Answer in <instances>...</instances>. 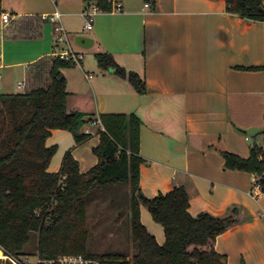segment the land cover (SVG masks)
I'll use <instances>...</instances> for the list:
<instances>
[{
	"label": "crops",
	"instance_id": "1",
	"mask_svg": "<svg viewBox=\"0 0 264 264\" xmlns=\"http://www.w3.org/2000/svg\"><path fill=\"white\" fill-rule=\"evenodd\" d=\"M116 1L122 5L120 12H98L92 29L86 30L82 0H22L18 12L10 0H0L1 14H9L13 24L22 20L19 28L30 19L33 28L38 23L39 33L28 40L4 39L0 71L23 66L31 88L32 70L39 61L60 58L67 50L82 56L78 66L86 92L78 99L79 94L66 88V109L84 115L80 132L90 138L76 145L70 132L51 130L44 145L55 146L56 152L47 172L58 173L70 153L79 172L87 173L98 162L92 150L99 145L101 132L92 122L103 114H135L141 121L142 195L152 199L182 186L193 217L202 212L226 217L235 210L237 223L216 237L214 250L226 264H264V194L260 190L256 197L250 194L257 176L225 169L221 155L247 158L253 146L264 150V69H256L264 67V21L226 12L225 0H155L147 7L143 0ZM55 9L68 38L57 46L54 23L41 24V16ZM75 36L92 39L91 46H78ZM97 53L109 54L118 67L136 73L144 80L146 93H136L113 69H100ZM19 84L26 86L24 81ZM125 209L128 220L127 204ZM139 211L141 224L163 245L162 226L144 206Z\"/></svg>",
	"mask_w": 264,
	"mask_h": 264
},
{
	"label": "trees",
	"instance_id": "2",
	"mask_svg": "<svg viewBox=\"0 0 264 264\" xmlns=\"http://www.w3.org/2000/svg\"><path fill=\"white\" fill-rule=\"evenodd\" d=\"M143 1L149 6L155 3V0ZM82 2L85 7L93 3L100 13L111 12L110 0ZM225 4L226 12L241 19L264 21V0H225ZM25 20L27 23L21 24V36H38L39 19H33L37 23L34 28L32 20ZM95 59L100 69H113L118 77L127 79L136 93H146L144 80L118 67L109 54L97 53ZM46 62H50L49 85L33 86L21 93L0 94V246L4 254L15 258L24 256L30 235L36 234V255L41 260L81 255L98 264H226V258L214 250L213 244L217 236L237 223L235 210L226 217H214L205 212L193 217L188 213V195L182 186H175L169 193L152 199L140 192L139 168L144 160L139 156L141 121L135 114L99 115L104 131L98 133L99 145L92 150L98 162L87 173L79 172L70 153L64 156L58 173L47 172L56 152L55 146L46 148L44 145L51 130L70 132L76 145L88 140L90 134L80 132L84 115L66 109L68 93L61 71L75 63L55 57L37 64ZM35 77L36 74L34 80ZM221 155L225 169L259 177L260 191L264 194L263 149L253 146L247 158L228 152ZM121 185L129 189L128 221L135 253L131 259L119 253H90L87 196ZM140 206L162 226L163 245H158L141 224Z\"/></svg>",
	"mask_w": 264,
	"mask_h": 264
},
{
	"label": "rangeland",
	"instance_id": "3",
	"mask_svg": "<svg viewBox=\"0 0 264 264\" xmlns=\"http://www.w3.org/2000/svg\"><path fill=\"white\" fill-rule=\"evenodd\" d=\"M10 2L13 6H16V9H14L15 12L22 11V0H10ZM20 21L22 20L18 19L15 22L16 24H13L11 19V22L4 29H2L0 21V44L4 39L28 40L33 38L21 36L19 30ZM41 22V24H47L46 21ZM83 53L84 52H82V54ZM89 57L88 54L85 55L86 63ZM46 63H40L33 67L34 69L32 70V73L36 74L35 80L33 79V86L43 85L46 87L49 85L50 82L47 72L50 62ZM78 65L79 63H75L73 67L65 68L62 72L68 75L66 80L68 83L66 87L67 90H72L75 94H79L78 99H82V95L86 92L85 85H87V82L85 81ZM24 70L25 68L23 66L1 70L0 73H2V79L0 80V93L14 94L29 90V84H27V71ZM19 81H24L26 83V86L23 89L17 87ZM128 190V186L121 185L102 193L101 191L103 190H98L87 196V229L89 233L87 248L90 253H119L128 256L130 259L135 253V246L130 238L129 221L125 214V206L128 201ZM96 198H99L100 200ZM120 220V225L118 228H115L116 221L118 223ZM112 232H114V236L109 237V234ZM36 247V234H31L30 241L24 249V256L29 258L31 264L35 262ZM24 256H22V258ZM0 264H7V262L3 259L0 260Z\"/></svg>",
	"mask_w": 264,
	"mask_h": 264
},
{
	"label": "built area",
	"instance_id": "4",
	"mask_svg": "<svg viewBox=\"0 0 264 264\" xmlns=\"http://www.w3.org/2000/svg\"><path fill=\"white\" fill-rule=\"evenodd\" d=\"M52 2H55V0H51ZM111 3V12H120L122 9V5L119 1L116 0H110ZM146 7L148 4L145 5ZM98 8L93 4L89 3L81 12V18L84 21V28L86 30H91L93 26V21L95 15L98 13ZM42 21H49L54 23V45H61L68 42V38L66 36V33L63 29V27L60 24V13L57 9H55L52 13L42 15L41 16ZM0 21L2 24V29H4L10 22L11 17L7 13H3L0 15ZM1 57V56H0ZM60 58L64 60H71L74 63H79L82 59L81 55H75L72 51L67 50L60 53ZM18 88H24L22 84L18 85ZM93 125H99L100 131H104L103 127L101 126L99 120L93 121ZM259 177H257L256 181H254V184L252 185V189L250 191V194L252 197H256L257 192L260 190V185L258 182ZM61 181H59L58 186L61 188ZM54 196H52L51 204L54 202ZM39 211L37 212V216H39ZM6 262L7 264H31L29 261V258L24 256L15 258L6 256ZM33 264H98L97 262L86 259L81 255H61L56 257L55 259L51 260H41L38 255L35 256V262Z\"/></svg>",
	"mask_w": 264,
	"mask_h": 264
},
{
	"label": "water",
	"instance_id": "5",
	"mask_svg": "<svg viewBox=\"0 0 264 264\" xmlns=\"http://www.w3.org/2000/svg\"><path fill=\"white\" fill-rule=\"evenodd\" d=\"M73 40H74V43H76L78 46L82 47L83 49L89 48L92 44V39H89L83 36H75ZM0 256H5L4 251L1 246H0Z\"/></svg>",
	"mask_w": 264,
	"mask_h": 264
},
{
	"label": "bare ground",
	"instance_id": "6",
	"mask_svg": "<svg viewBox=\"0 0 264 264\" xmlns=\"http://www.w3.org/2000/svg\"><path fill=\"white\" fill-rule=\"evenodd\" d=\"M3 259L6 260V257L5 256H0V260H3Z\"/></svg>",
	"mask_w": 264,
	"mask_h": 264
}]
</instances>
